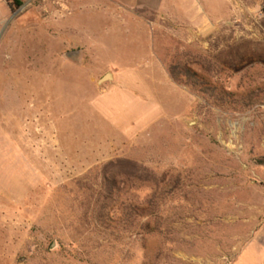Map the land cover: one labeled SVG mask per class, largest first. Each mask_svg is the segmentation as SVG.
<instances>
[{
	"label": "rangeland",
	"instance_id": "obj_1",
	"mask_svg": "<svg viewBox=\"0 0 264 264\" xmlns=\"http://www.w3.org/2000/svg\"><path fill=\"white\" fill-rule=\"evenodd\" d=\"M10 1L0 0V264H235L264 244V0L169 2L167 17L131 16L132 34L101 17L107 0H22L15 12ZM134 17L156 28L167 69L191 64L255 104L223 107L181 86L182 118L135 140L119 134L92 107L105 65L70 54L88 52L78 44L90 46L93 29L113 30L103 45L137 51ZM188 25L191 45L170 32ZM119 160L150 172L146 184L127 181L134 196L151 201L161 183L162 234L101 232L92 208Z\"/></svg>",
	"mask_w": 264,
	"mask_h": 264
},
{
	"label": "crops",
	"instance_id": "obj_2",
	"mask_svg": "<svg viewBox=\"0 0 264 264\" xmlns=\"http://www.w3.org/2000/svg\"><path fill=\"white\" fill-rule=\"evenodd\" d=\"M89 1V0H84ZM104 1V0H93ZM111 4H99L102 18H112L124 24L121 32L132 34L130 17L155 14L169 16V2L177 0H107ZM117 7V9H116ZM83 7L78 8L81 10ZM140 17L132 18L138 24L135 43L138 50L122 52L103 45L100 35H111L113 30H91L96 34L90 37V46L78 44L75 59L93 58L105 65L109 80H101L102 86L92 102L94 111L109 123L122 136L135 140L163 121L182 118L184 108H189L187 91L177 85L155 50V30ZM6 20V9L0 4V25ZM130 27V28H129ZM120 28V27H119ZM121 28V29H122ZM118 29V28H116ZM193 26L188 25L181 33L170 30L174 37L191 45L194 39ZM167 33L169 30L163 27ZM78 31V30H77ZM89 31V30H88ZM87 31V32H88ZM100 83V82H99ZM235 264H264V244L256 238L241 253Z\"/></svg>",
	"mask_w": 264,
	"mask_h": 264
},
{
	"label": "trees",
	"instance_id": "obj_3",
	"mask_svg": "<svg viewBox=\"0 0 264 264\" xmlns=\"http://www.w3.org/2000/svg\"><path fill=\"white\" fill-rule=\"evenodd\" d=\"M23 5L22 0L9 2L12 12L19 10ZM168 71L177 85L189 88L193 94L200 93L214 100L220 106L224 107V104H227L229 107L250 108L255 104L254 96L242 100L236 98L217 84H212L202 77L191 64L178 62L169 66ZM114 168L116 170L129 168L132 171L128 177L107 172ZM149 174L150 172L143 165L129 160H119L106 166L104 188L98 196L95 207L92 208L93 215L96 216L95 219H97L103 234L111 233L110 236L113 237L114 233L127 230L137 238L145 239L149 234L163 233V224L160 218V202L163 199L160 193L161 183H157L156 192L151 201L134 196L131 191H126L125 187L127 181L133 180L146 184L152 179ZM139 199L141 202L138 201ZM149 217L155 218L154 226L145 221Z\"/></svg>",
	"mask_w": 264,
	"mask_h": 264
},
{
	"label": "water",
	"instance_id": "obj_4",
	"mask_svg": "<svg viewBox=\"0 0 264 264\" xmlns=\"http://www.w3.org/2000/svg\"><path fill=\"white\" fill-rule=\"evenodd\" d=\"M71 57H75L76 54H70ZM111 78V75H107L103 80H109Z\"/></svg>",
	"mask_w": 264,
	"mask_h": 264
},
{
	"label": "built area",
	"instance_id": "obj_5",
	"mask_svg": "<svg viewBox=\"0 0 264 264\" xmlns=\"http://www.w3.org/2000/svg\"><path fill=\"white\" fill-rule=\"evenodd\" d=\"M264 107V106H263Z\"/></svg>",
	"mask_w": 264,
	"mask_h": 264
}]
</instances>
